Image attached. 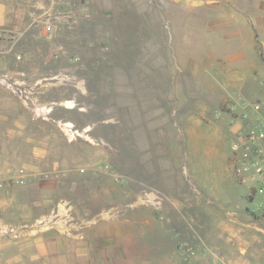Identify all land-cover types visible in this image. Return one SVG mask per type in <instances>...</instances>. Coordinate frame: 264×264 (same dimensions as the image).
Returning a JSON list of instances; mask_svg holds the SVG:
<instances>
[{
    "label": "rangeland",
    "instance_id": "1",
    "mask_svg": "<svg viewBox=\"0 0 264 264\" xmlns=\"http://www.w3.org/2000/svg\"><path fill=\"white\" fill-rule=\"evenodd\" d=\"M28 2L42 11L35 29L10 51L0 45V152L20 153L13 167L35 143L48 162L62 161L80 194L100 184L104 204L132 222L121 226L133 229L132 264H264V233L237 232L240 223L226 216L248 204L247 183L223 156L236 137L211 133L214 109L202 112L189 94L160 92L178 79L173 60H160L172 52L171 23L180 17L169 1ZM243 98L247 111L262 103ZM17 119L20 134H12Z\"/></svg>",
    "mask_w": 264,
    "mask_h": 264
},
{
    "label": "crops",
    "instance_id": "2",
    "mask_svg": "<svg viewBox=\"0 0 264 264\" xmlns=\"http://www.w3.org/2000/svg\"><path fill=\"white\" fill-rule=\"evenodd\" d=\"M168 1L167 8L172 5L180 17L171 23L172 52L160 54V60H173L171 76L178 79L160 85V92L181 91L202 112L214 109L217 123L211 133L218 138L231 134L239 142L242 134L264 120V0ZM30 2L0 0L4 51L35 29L42 11L34 14ZM246 93L259 96L262 103H255L243 117L241 102ZM234 99L239 101L234 104ZM200 121L194 124L200 126ZM13 124L18 130L13 127L10 133L20 134L19 119ZM188 133L199 137L194 128ZM233 144L223 153L228 163ZM241 152L243 147L237 151ZM45 154L43 147L33 143L30 159L14 168L11 157L20 153L5 147L0 152V264H132L126 250H132L128 237L133 229L121 227L132 222L118 220L115 207L104 204L110 198L101 199L100 184L89 195L80 194L79 184L70 182L62 161L48 162ZM250 154L264 169V153ZM11 176L16 183L8 188L4 179ZM246 183L248 204L228 208L226 216L240 223L237 232L264 233V189H259L260 183Z\"/></svg>",
    "mask_w": 264,
    "mask_h": 264
},
{
    "label": "built area",
    "instance_id": "3",
    "mask_svg": "<svg viewBox=\"0 0 264 264\" xmlns=\"http://www.w3.org/2000/svg\"><path fill=\"white\" fill-rule=\"evenodd\" d=\"M51 27L50 23L47 21L44 25L45 30H49ZM247 104L246 102H241V107L244 108L243 117H247ZM71 131V135L74 132L69 127L67 129ZM264 141V120L255 125L252 131L244 133L241 135L239 142H234L232 146L233 155L230 159V166L234 175L241 182L253 181L256 183L264 184V169L259 166L255 155H251L250 152L255 154H263L264 148L262 142ZM240 147H243V152L237 153ZM16 183V179H14Z\"/></svg>",
    "mask_w": 264,
    "mask_h": 264
},
{
    "label": "bare ground",
    "instance_id": "4",
    "mask_svg": "<svg viewBox=\"0 0 264 264\" xmlns=\"http://www.w3.org/2000/svg\"><path fill=\"white\" fill-rule=\"evenodd\" d=\"M65 106L71 108L72 106H74V104L71 101H67L66 104H65ZM70 125L71 124L69 122L65 124V126H67V127L70 126Z\"/></svg>",
    "mask_w": 264,
    "mask_h": 264
}]
</instances>
